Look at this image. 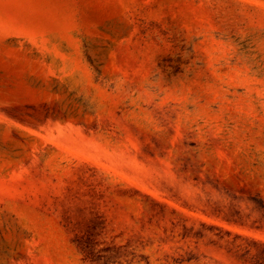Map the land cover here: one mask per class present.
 <instances>
[{"label": "rangeland", "instance_id": "rangeland-1", "mask_svg": "<svg viewBox=\"0 0 264 264\" xmlns=\"http://www.w3.org/2000/svg\"><path fill=\"white\" fill-rule=\"evenodd\" d=\"M0 264H264V0H0Z\"/></svg>", "mask_w": 264, "mask_h": 264}]
</instances>
